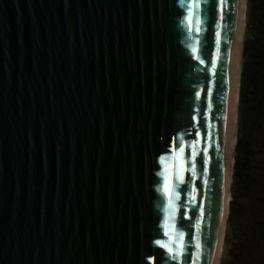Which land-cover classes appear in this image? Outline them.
I'll return each mask as SVG.
<instances>
[{"label":"water","instance_id":"1","mask_svg":"<svg viewBox=\"0 0 264 264\" xmlns=\"http://www.w3.org/2000/svg\"><path fill=\"white\" fill-rule=\"evenodd\" d=\"M244 1L0 0V264H219Z\"/></svg>","mask_w":264,"mask_h":264},{"label":"trees","instance_id":"2","mask_svg":"<svg viewBox=\"0 0 264 264\" xmlns=\"http://www.w3.org/2000/svg\"><path fill=\"white\" fill-rule=\"evenodd\" d=\"M234 158L221 264H264V0H248Z\"/></svg>","mask_w":264,"mask_h":264},{"label":"bare ground","instance_id":"3","mask_svg":"<svg viewBox=\"0 0 264 264\" xmlns=\"http://www.w3.org/2000/svg\"><path fill=\"white\" fill-rule=\"evenodd\" d=\"M245 4V6H244ZM244 4H242V12H241V20H242V25H241V29H240V42L244 39V31H245V28H246V25H245V19H244V13H246V4L247 2H244ZM239 62L237 60V76H236V91H235V100H234V109H233V112H234V117L232 119V123H234V129L232 128V134H234V138L230 137V143L232 142V146H230L231 148H233V144L235 143V130H236V127H238V122H237V117H238V114H239V101H238V94H239ZM236 122V123H235ZM229 199H230V193L226 194L225 197H224V209H225V212L227 213V205H228V202H229ZM221 245H222V237H221V240H220V250L218 252V255L219 253H221Z\"/></svg>","mask_w":264,"mask_h":264},{"label":"rangeland","instance_id":"4","mask_svg":"<svg viewBox=\"0 0 264 264\" xmlns=\"http://www.w3.org/2000/svg\"><path fill=\"white\" fill-rule=\"evenodd\" d=\"M245 2V1H244ZM247 6H248V4H247ZM243 35H244V39H245V36H246V28H245V31H244V33H243ZM235 144V143H234ZM234 144H233V146H234ZM230 146H232V142L230 143ZM233 149V148H232ZM233 155L230 157L231 158V162H230V167H231V165H232V161H233ZM220 250V249H219ZM221 253H219V255H220ZM218 255V256H219ZM221 257V256H220ZM221 263V260H220V262H219V264Z\"/></svg>","mask_w":264,"mask_h":264}]
</instances>
